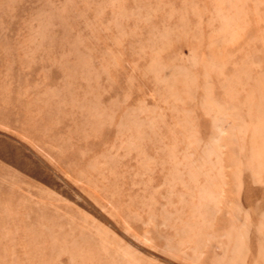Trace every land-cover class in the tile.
I'll use <instances>...</instances> for the list:
<instances>
[{"label":"rangeland","instance_id":"obj_1","mask_svg":"<svg viewBox=\"0 0 264 264\" xmlns=\"http://www.w3.org/2000/svg\"><path fill=\"white\" fill-rule=\"evenodd\" d=\"M0 264H264V0H0Z\"/></svg>","mask_w":264,"mask_h":264}]
</instances>
